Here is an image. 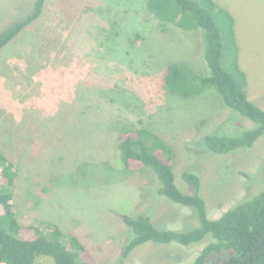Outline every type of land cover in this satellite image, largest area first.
Wrapping results in <instances>:
<instances>
[{"label": "rangeland", "instance_id": "1", "mask_svg": "<svg viewBox=\"0 0 264 264\" xmlns=\"http://www.w3.org/2000/svg\"><path fill=\"white\" fill-rule=\"evenodd\" d=\"M35 1L0 0V31ZM214 1L234 19L233 37L224 39L226 64L237 57L250 99L264 108V0ZM113 21L121 37L111 33ZM166 25L147 0H46L39 18L0 52V145L12 132L27 148L17 145L24 148L17 153L23 171L13 193L22 220L58 224L96 264L189 263L212 240L148 241L123 257L129 236L123 215L149 214L156 227L178 231L199 220L195 208L159 194L152 169L124 168L116 148L120 127L145 125L171 146L183 192H194L183 171L201 174L210 218L264 186V135L252 148L226 155L207 151L203 142L206 134L255 123L214 90L183 98L164 86L172 62L209 72L202 28ZM134 33L139 39L130 45ZM38 264L54 262L43 257Z\"/></svg>", "mask_w": 264, "mask_h": 264}, {"label": "trees", "instance_id": "2", "mask_svg": "<svg viewBox=\"0 0 264 264\" xmlns=\"http://www.w3.org/2000/svg\"><path fill=\"white\" fill-rule=\"evenodd\" d=\"M45 2L36 0L30 13L0 31V52L39 18ZM147 6L164 26L174 23L183 30L198 27L203 30V57L208 64V74L196 71L186 62H172L167 66L164 86L183 98L214 90L227 107L255 123L254 127L235 133L206 134L203 138L206 150L226 155L252 148L264 135V108L250 99L247 75L237 57L226 64L224 39L225 34L234 35L232 15L214 0H147ZM119 25L118 21L111 23L114 37H121ZM134 35L130 45L139 39L138 33ZM81 91L87 93V90ZM8 135L4 137L8 141L0 145V264H38L43 257L52 258L54 264H96L80 239L74 234L67 235L58 224L22 220L13 193L17 182L22 180L23 171L17 153H23L24 148L17 145L24 146V143L15 141L12 132ZM23 142L32 143V139ZM116 148L125 169H152L159 179V194L195 208L199 220L194 228L178 231L156 227L149 214L123 215L129 229L123 257L148 241L191 245L211 235L212 240L197 257L184 264H264V186L250 198L236 202L218 218H210L201 195V174L184 170L182 176L194 192H183L176 182L173 150L152 129L145 125L120 127Z\"/></svg>", "mask_w": 264, "mask_h": 264}]
</instances>
